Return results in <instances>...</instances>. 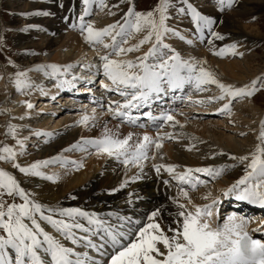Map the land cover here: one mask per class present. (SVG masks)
Returning a JSON list of instances; mask_svg holds the SVG:
<instances>
[{
	"label": "bare ground",
	"instance_id": "1",
	"mask_svg": "<svg viewBox=\"0 0 264 264\" xmlns=\"http://www.w3.org/2000/svg\"><path fill=\"white\" fill-rule=\"evenodd\" d=\"M201 1L191 0L192 3H200ZM206 1L210 2L211 0ZM213 2L203 8H197L204 15H211L214 18L213 31L220 33L224 37L222 40L212 38V44L209 45L207 39H199L194 34V25L189 18L187 22L180 19H169L168 24L170 27L177 29L184 39L194 37L195 40L187 44L186 40L180 42L179 37L171 35L166 36L164 40L173 46L178 53L182 52L184 48L186 51L188 50L189 54L186 53V57L194 60L204 58L210 66L217 65L218 70L223 71L231 79L238 81L254 79L259 72L264 70V60L263 63H256L254 54L247 52L257 44L260 34L258 28L245 25L240 17L262 11V1L232 0L229 7L228 0H225L223 11L220 10L218 0H213ZM104 3L106 6L101 7L100 0H89L88 14L93 12L94 9L95 13L89 19H85L88 14L85 15L84 20L93 22L97 27H103L119 20L122 12L125 11L124 1L104 0ZM117 3H119V8H112V5ZM174 3L176 7L180 6L178 0H174ZM0 6H8L11 12L10 20L6 21L2 16V25L7 23L9 26H14L13 39L19 47L15 58L18 64L23 66L32 65L34 66L32 69H35L36 63L34 62L38 58H42L47 65L52 63L72 65L75 59L84 57V54H86V57L83 59L88 62L92 58L95 59L93 57L94 53L99 49L104 50L102 47H93L81 36L79 23L80 13L84 10L83 0H0ZM78 6L79 8H77ZM109 11L115 12V15H109ZM45 12L48 14H44ZM22 13L30 14L25 16ZM64 17H69V19L65 20ZM73 23L77 26L73 27ZM1 34L0 32V40ZM205 36H207V30ZM137 38L138 35L133 37L130 43ZM233 42L237 45L235 49L224 47ZM148 46H141V51H146ZM221 49H223V52H244V62L239 59H222L223 54H217ZM140 54V51H133L120 59H129ZM243 63L245 64L243 65ZM90 64L96 65L97 62L94 64L92 60ZM16 69V67L10 66L9 70H6L3 64H0V80L4 83L5 88L0 93L1 105L6 106V108L16 106V110L10 113L8 120L0 124V134L4 136L1 144L12 146L17 138H24L25 141L27 135H31L33 139L39 138L40 135H36V133L41 132L43 133L42 137H44L41 138L42 140L45 139V142L41 143V138L40 140L36 139L38 143L34 142L31 151L18 153L16 162L27 165L36 160L53 157H60L63 161V163L58 161L54 164L42 166V171L56 174L58 178L52 181L35 176L26 177L15 169L12 163L1 161L2 165H5V170L12 172L16 179L20 181L21 186L34 193L38 201L50 206L80 207L102 214L109 211L118 212L120 216L129 218L124 221V228L121 229V231H126L128 238L134 230H138L137 222L146 221V213L151 212L155 206L163 207L164 210L160 215L163 217L164 222L168 223V213L172 212L175 207L170 198L176 195L180 187H184L189 191L187 199L180 197L181 202L186 205L189 199L193 204L207 203L208 200L204 198V194L208 192L211 193L213 198L220 196L219 203L213 209L215 224H223L230 214L248 219L250 221L247 226L248 230L257 229L260 227V223L264 221L263 211L252 207L248 202L238 201L234 196L222 195V190L227 189L229 185L244 174L254 152L261 159H264V152H258V149L264 148V141L260 138V133L264 130L261 127V122L264 121V111L254 114V120L245 118L242 111L240 112L238 109L230 112L232 113L231 117L235 119L239 134L244 130L243 126L250 128L256 134V138H250L248 144L238 145V142L233 141L230 132L221 133L215 130L216 128L212 127L211 121L206 120L205 117L192 110V107H195L198 112H217L223 101H206L205 98L212 95L211 91L196 92L194 86L192 90L195 92L190 94L191 98L189 97V100V98H184L185 89L188 88L183 85L179 89H166L158 96L153 95L145 105H147V110L154 115V119L152 121L140 120L136 125H132L129 122L121 121L119 117L114 116L110 111L106 112L109 101H120L122 103L123 97L115 92L112 93L106 90L103 92L100 90V86H94L95 84L90 86V82L95 78L94 73H97L98 70L97 68H88L86 71L77 73L76 77H79L77 79L66 78L65 80H70V82L64 84V88L69 89L70 92L84 93L88 98L82 104L75 100L76 104L70 105L66 110L68 111L67 117L65 116L63 120L59 119L56 124H51L52 113H60L63 109H61V106L49 107L48 105L51 104L49 100L39 101V103L43 105L41 110L48 106L52 113L45 111L40 114V111L38 112L32 107L27 109L31 115L21 116L23 109L21 102L28 99V97L31 101H34L36 97L41 95V92L39 88H30L31 90L28 89V96H23L24 99H21V96L11 99L12 92L8 83L11 80L13 71ZM216 78L224 83L239 86L237 83L224 80L219 75ZM85 82L87 83L86 86L84 85ZM105 82L108 81L105 79ZM50 84L53 87L50 88ZM41 85L44 89L43 94L47 90L48 94L53 97L59 92L51 81L49 86L46 81H43ZM208 86L210 88L215 87L216 93L219 92L217 86ZM0 88L2 87L0 86ZM186 96H189V94ZM104 97H107L105 98L106 107H104L106 109L101 107L100 102ZM67 100L73 101V97H68ZM90 100H96L99 107H96ZM180 102L181 104L185 103V107L179 106L176 108V112H171L175 121H179V123L169 121L164 123L163 127H160L162 121L159 117L174 106L176 107V104ZM93 109H95V113H93ZM137 114L136 112L135 115ZM84 115L91 118L87 124H82L81 127L70 130L65 128L70 122ZM9 123L18 126L17 137L6 134ZM56 125L57 127H54ZM208 131L211 132L210 134L213 135L214 139L211 140L206 137L205 133ZM130 132L133 135L129 143H135L138 138H142L145 132L152 137H155L159 132L164 134V138L159 149L153 147V151L156 153L154 159L152 158V152L149 153V159L144 162L141 179L129 182L119 191L110 193L109 189L117 187L122 180L136 174L138 171L137 166L125 167L106 154L97 153L95 148L85 141L94 137L100 138L105 134L123 138ZM212 152H216L217 155L213 156ZM241 156L247 157V159L241 161L239 159ZM69 157H75V159L71 160ZM68 161L72 163L78 161L82 169L72 170L70 165L67 164ZM153 164L177 165L174 169L175 174L183 172L186 168L195 169L209 165H227L228 167L222 171L220 176L215 178L194 172L193 176H200L206 183L197 185L195 189H192L187 184L172 180V174L166 171H162L157 176L152 168ZM64 166L66 168H63ZM164 179H170V187L163 184ZM128 193H132L131 203H129ZM69 195L74 196L75 199H69ZM137 196L139 199L136 198ZM42 226L48 231V225L44 224ZM140 226H142V223ZM84 250L86 249L77 248V251L80 252H84ZM88 255L96 259L107 260L109 258L107 255L100 257L94 251L88 253Z\"/></svg>",
	"mask_w": 264,
	"mask_h": 264
},
{
	"label": "snow or ice",
	"instance_id": "2",
	"mask_svg": "<svg viewBox=\"0 0 264 264\" xmlns=\"http://www.w3.org/2000/svg\"><path fill=\"white\" fill-rule=\"evenodd\" d=\"M218 2L223 11L225 0ZM178 3L180 6L176 7L174 0H158L154 8L141 12L129 2L119 20L97 27L93 22L84 20L88 14L89 0H83L84 10L80 13L79 23L81 36L93 47H102L104 51L97 53L101 62L99 66L81 64L80 67L97 68L108 81L106 83L105 79H101L100 86L123 97L122 103L109 101L108 111L114 116L131 122L129 110L147 104L153 95L158 96L166 89H179L186 82L199 91H205L207 85L217 86L220 94L205 98L208 102L223 101L217 111H230L233 98L250 97L264 90V74L239 86L224 83L204 67H197L200 62L181 58L175 49L164 42L168 35L184 39L177 29L168 24L173 9L176 17L189 18L194 25V34L201 40L207 39L209 45L212 44V38H224L213 31L215 20L211 15H204L191 0H178ZM231 3L232 0H228L229 7ZM100 6H106L104 0H100ZM112 8L118 9L119 3L112 5ZM29 14L22 13L25 16ZM109 15H115V12L109 11ZM64 19L68 20L69 17ZM72 26L77 25L73 23ZM137 35L138 38L130 43ZM143 45H149L146 51H141ZM224 47L235 49L237 45L233 42ZM133 51H140L141 54L134 59L119 58ZM217 54H223V49ZM35 67L36 70L51 69V75L56 78L59 87L70 82L63 77L69 75L68 69L73 65L49 64ZM27 71L15 74L17 90L33 87L27 80ZM45 74L49 73L46 71ZM77 78L79 77H71ZM23 103L29 109L33 107L29 101ZM92 111L95 113V109ZM142 115L150 117L151 114L146 111ZM90 119L88 115H84L77 123L87 124ZM159 119L162 121L160 127L169 121L179 123L170 112L162 114ZM17 127L9 123L6 134L17 137ZM261 127L264 129V121L261 122ZM36 135L43 133L37 132ZM132 135L130 132L119 138L105 134L85 141L97 153L106 154L125 167L137 166V173L122 180L117 187L109 189L110 193L119 191L129 182L141 179L149 153L152 152L154 159L156 153L153 147L159 149L164 138V134L159 132L155 137L145 132L135 143H129ZM260 138L264 141V130L261 131ZM16 144L19 148L8 144L0 146V161L12 163L26 177L35 176L50 181L58 178L56 174L46 173L41 168L58 161L63 163L60 157L21 165L16 160L18 153L24 151V138H17ZM258 152H264V148L258 149ZM212 155L217 153L212 152ZM239 159L244 161L247 157L241 156ZM176 167L174 164L152 165L157 176L166 171L172 174V180L187 184L192 189L206 183L200 176H193L194 172L215 178L228 166L186 168L175 174ZM163 184L170 187V179H164ZM222 195L234 196L238 201L264 207V159L254 152L244 174L222 190ZM128 196L131 203L132 193H128ZM180 197L187 199L189 191L180 187L176 195L170 198L175 207L168 213V223L160 215L163 207L155 206L151 212L146 213V221L137 222L135 239L129 242L126 231H121L124 221L129 218L113 211L102 214L80 207L42 203L35 198L34 193L21 186L12 172L0 167V264H264V242L249 235L248 219L230 214L223 224L214 223L213 209L219 203L220 196L213 198L208 192L204 194L207 203L193 204L189 199L187 205L181 202ZM68 198L75 199L72 195ZM136 198L139 199L138 196ZM17 199L20 202H16ZM44 224L53 231L45 230L42 226ZM77 248L86 250L80 252ZM87 249L100 257L107 255L109 258L103 260L90 257Z\"/></svg>",
	"mask_w": 264,
	"mask_h": 264
},
{
	"label": "rangeland",
	"instance_id": "3",
	"mask_svg": "<svg viewBox=\"0 0 264 264\" xmlns=\"http://www.w3.org/2000/svg\"><path fill=\"white\" fill-rule=\"evenodd\" d=\"M123 1H124L123 6L125 7V10H126L127 4L129 2H131V3L134 4L135 9L137 11H141V12H146L148 10H151L152 8H154L155 4L158 2V0H123ZM261 1H262V11L255 12V13L250 14V15L245 16V17L244 16L240 17V20L245 25H250L251 27L258 28V31H259L258 33L260 34V38H259L257 44L251 50H249L247 52V53H253L254 54V56H255L254 59L257 61L256 63H263L262 61L264 60V0H261ZM209 3L211 4V3H214V2H213V0H211L210 2H208L206 0H202L200 3L194 2L193 4L196 5V7H198V8H203L206 5H208ZM77 8H79V6ZM94 11H95V9L93 10V12H90V14H88L89 16L87 15V17L85 19H89L95 13ZM10 14H11V12H10V9L8 8V6H0V32L2 33L1 34V40H0V64H3V66H4V68L6 70H9L10 66H14V67L17 68L15 71H13L12 76H11V80L8 83L10 85V87H11V92H12V95L10 96V98L11 99H14V98L16 99V98H18V96H21L20 98L24 99L23 96H28V89L31 90L30 88H27V89H25L23 91H20V90H17L16 85H15V79H16L15 74L17 72H24L25 70H28L27 71V80H28L29 83H31L33 85V87H31V88L32 89L39 88V91L41 92V95L36 97V99L34 101H31L29 99V97H28V99H25L23 101H29L33 105V108L36 109V111H38V112L40 111L39 112L40 114H42L45 111H47L49 113H52V110L49 109L48 106L49 107H52V106L53 107L54 106L55 107H59V106H61V109H63V110L60 113H54V112L52 113L53 114V118L51 120L52 121L51 124H56L59 119L63 120L65 116L67 117V114H68L67 112L68 111H66V110L68 109V107H70V105L76 104V101H78V103L82 104L88 97L86 96V94L79 93L77 91H76V93L70 92L69 89H65L64 88L65 85L62 86L63 88L57 86V80H56V78L53 75H51V71H52L51 69L36 70V68L32 69V67H34L32 65L31 66H23V65L18 64L16 62L15 58H16L17 51H18L19 47L14 43V39H13L14 32H15L14 26L13 25L9 26V24H7V23L2 25V16L7 21V20H10V18H11ZM170 19L171 20H175V19L179 20L180 19L183 22L189 21L187 17H183V16L176 17L175 10L171 11ZM68 28H69V26H68ZM70 29H71V27H70ZM184 40L187 41V44H190V43H188V41L189 40L193 41L195 39H194V37H190V38L187 37V39L186 38L185 39H180V42L184 41ZM164 42L166 43L165 40H164ZM167 44H168V42H167ZM170 47L172 49H175L171 45H170ZM103 51L104 50L99 49V51L94 53L93 57L95 59L92 58L91 60H88L89 63L85 62L86 60L83 59V58L86 57V54H84L83 55L84 57H82V58L80 57L78 59H75L73 61L74 63L72 64L73 67L68 69L69 75H65L63 78L66 79V78L76 77L77 73H80L82 71H86L88 69V67H80L81 64L91 65L92 63L90 64V62H92V60H93L94 64L96 62H97V64H100L101 62H100V60L98 58L97 53L98 52L102 53ZM186 53L189 54L188 50L186 51L185 48H184L183 51L180 52L179 54H180L181 58H183L185 60H188L189 57H186V55H187ZM236 53H237L236 51L233 52V53L225 51V52H223L222 59H231V60L239 59L242 62H244L243 60L245 59V57H244L245 55H236ZM240 53L244 54V52H240ZM113 58H117V57H113ZM119 58H121V57H119ZM134 58L135 57H132V58H129V59H134ZM192 60L195 61L196 59L195 60L192 59ZM196 62H200V63L197 64V67H204L206 70H208V71L212 72L213 74H215L216 77L219 75L222 78H224V80H227L228 82H233V83H237L238 85H240L241 83H247V82H249L251 80V79H248L246 81H238V80H235V79H231L229 76H226L223 71L218 70V66L217 65L210 66L209 63L204 58H202L200 60L197 58ZM34 63H36V65H47L46 63H44V60L42 58H40V59L38 58V60L35 61ZM52 64H55L57 66H67L68 65V64L67 65H63L62 63H52ZM244 64L245 63H243V65ZM46 71L49 74L46 75L45 74ZM96 72L97 73H94L95 74V78L92 79L93 80L92 82H90V86L95 84L94 86L99 87L100 86L99 82L104 77L102 76V74L99 71H96ZM262 74H264V70L262 72H259L254 78L259 77ZM0 79H1V77H0ZM43 81H46L48 86H49V82L51 81L52 85L55 84V86L59 90V92H57V94H55L53 97H51L48 94L47 90L45 91V94H43L44 93V89H42L43 86L41 85V83ZM84 85L86 86L87 83L85 82ZM184 85L188 88L187 90L185 89L184 98H187V99L189 97L191 98L190 94H193L195 92V91L192 90L193 89L192 87L194 85H191L189 83H186ZM0 86L2 87V88H0V93H1V91H4V89H5L4 88V83H2L1 80H0ZM51 87H53V86H51V84H50V88ZM66 88H68V87H66ZM92 89H93V87H92ZM94 89H95V87H94ZM194 89L197 90L196 92H199V90L196 89L195 86H194ZM100 90L103 91V92L105 91V89H103L101 86H100ZM206 90L211 91L212 95H219L220 94L219 92L216 93L217 91H215V87L214 88L213 87L210 88V86L207 85L206 86ZM112 93H114V92H112ZM188 94H189V96H186ZM113 95H115V94H113ZM68 97H71V98L73 97V101L67 100ZM105 98H107V97H104L100 101L102 108L106 107L105 106V104H106V99ZM190 98H189V100H190ZM45 100H49V102L51 103L50 104L51 106L48 105L47 108L45 107V108H43V110H41L43 105L40 104L39 101L42 102V101H45ZM90 101L94 105H96V107H99V106H97L96 100H93V101L90 100ZM215 102H217V101H215ZM187 103H188V101L186 102V104ZM184 104H181V102L177 103L176 107L174 106L172 109H170L166 113L176 112V108L179 107V106L185 107ZM189 104H190V102H189ZM21 105H22V108H23L22 112H21V116L26 115V114L28 116L31 115V113L27 110L28 109L27 105L25 103H23V102H21ZM104 109H106V108H104ZM234 109H238L240 112L242 111V115L245 118L254 120V117H253L254 114H256L259 111L260 112L264 111V90H260V91H258L256 93H254L250 97L233 98L231 100V103H230V111H217V112H208V113L204 112L203 113V112H198L195 109V107H192L193 111L197 112L200 116L205 117L206 120L211 121V125H213L212 127L216 128L215 130H217V131H219L221 133L230 132L232 134V136H233V139H234L233 141L238 142V145L244 146V144H246V143L248 144L249 143L248 140L250 138H256L255 137L256 134L254 132H252V130L250 128H246L244 126H243L244 130L241 132V134H239L237 132L238 128L235 125V119L233 117H231L232 113H230V112H233ZM8 110H9V112H8ZM15 110H16V106H13V107H10V108H6V106L1 105V101H0V124L2 122H5L6 120H8V118L10 117L9 116L10 113L12 111L14 112ZM106 112H109V111L106 110ZM78 120H80V116L75 121L70 122L69 125H67L65 128L70 130V129L81 127L82 123H77ZM54 127H57V125L54 126ZM210 133L211 132L208 131V132L205 133V135H206V137H208L209 139L212 140V139H214V137ZM41 137H42V135H40L39 138L33 139V137H31V135H27L25 137V141H24V151H27V152L31 151V148L33 147V145L36 142L38 143V141H36V139L40 140ZM3 138H4V136H2V134H0V146H2L1 143L3 141ZM42 138H44V137H42ZM42 138L40 140L41 143L45 142V139L42 140ZM94 138H98V137H94ZM12 146H14L16 148H19V145L16 144V141L13 143ZM69 158H71V160L75 159V157H73V158L69 157ZM0 164H1L0 167H2V168L5 167V165L4 166L2 165L1 161H0ZM67 164L70 165L72 170H80V169H82V166H81V164L78 161H75V163H72L71 161H68ZM130 167L132 168L133 165H131ZM63 168H66V167L64 166ZM50 172H52V171L50 170ZM9 202H11V200H9ZM16 202H20L19 199H17ZM142 218L140 219V221L142 220ZM48 231H53L50 228V226H48ZM135 232H136V230H134L132 232V234L130 235L129 242H130L131 239L135 238ZM53 234H56V233L53 232ZM87 252L91 253L93 251L92 250H87Z\"/></svg>",
	"mask_w": 264,
	"mask_h": 264
}]
</instances>
